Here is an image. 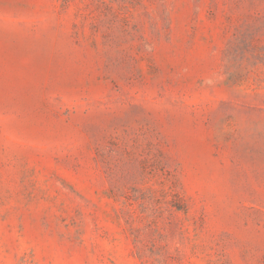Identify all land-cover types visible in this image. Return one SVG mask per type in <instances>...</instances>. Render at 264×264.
Returning a JSON list of instances; mask_svg holds the SVG:
<instances>
[{
	"label": "rangeland",
	"instance_id": "rangeland-1",
	"mask_svg": "<svg viewBox=\"0 0 264 264\" xmlns=\"http://www.w3.org/2000/svg\"><path fill=\"white\" fill-rule=\"evenodd\" d=\"M0 264H264V0H0Z\"/></svg>",
	"mask_w": 264,
	"mask_h": 264
}]
</instances>
